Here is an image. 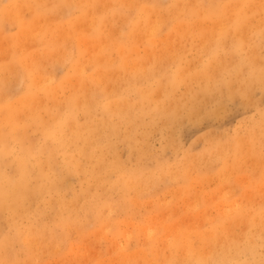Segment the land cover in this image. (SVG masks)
<instances>
[{"label": "bare ground", "instance_id": "obj_1", "mask_svg": "<svg viewBox=\"0 0 264 264\" xmlns=\"http://www.w3.org/2000/svg\"><path fill=\"white\" fill-rule=\"evenodd\" d=\"M194 38L200 57L189 61L184 42ZM1 41L0 217L15 231L16 219L28 214L25 204L44 195H53V227L85 230L112 227V214L160 189L187 193L214 165L220 181L248 166L264 171V110L244 132L210 137L206 149L185 153L180 163L128 168L114 148L119 141L136 149L141 162L151 156L137 147V136L156 121L169 126L222 92L247 103L253 90L264 92V0H0ZM65 63L69 72L57 78L55 68ZM12 82L21 88L9 98ZM28 128L40 143L29 141ZM67 178L78 180L79 192L64 195ZM262 200L217 207L207 228H177L165 242L151 227L139 229L146 248L132 264H261ZM30 230L29 237L0 233V262L13 242L33 253L56 239L45 226Z\"/></svg>", "mask_w": 264, "mask_h": 264}, {"label": "rangeland", "instance_id": "obj_2", "mask_svg": "<svg viewBox=\"0 0 264 264\" xmlns=\"http://www.w3.org/2000/svg\"><path fill=\"white\" fill-rule=\"evenodd\" d=\"M7 31L13 35L16 29L10 27ZM167 33L169 37H173L174 31L164 30L162 35ZM1 43L3 42L1 41L0 45ZM184 43L188 50L186 60L193 61L196 56L200 57L194 50L199 43L198 38ZM189 43L192 45L190 48ZM67 72H69L67 63L55 68L57 78L64 76ZM12 84L10 83L7 88L9 98L17 94L21 88L19 84L15 85L14 82ZM180 91L182 93L183 88ZM225 96L223 92L221 96H213L214 101L210 102L211 104L207 101L209 102L212 98L204 100L191 115L181 114L169 126L164 127L156 121L153 126L146 127L142 133L140 131L137 136V147L141 151L142 148L148 147L149 155L147 156L151 157H145L140 162L136 149L129 151L122 142L115 141L117 157L128 168H133L138 163L153 168L156 161L168 164L180 163L185 153L198 154L206 149L207 139L210 137L219 138L223 134L231 137L236 132H244L264 110V92L259 89L253 90L248 103L247 100L236 96L232 98ZM26 134L29 141L41 142L39 133L33 128H28ZM261 152V156H264V146ZM219 171L220 167L214 165L212 171L207 174V180L192 184L187 193L179 194V186L172 187L170 190L160 189L152 200L141 201L127 212L112 214V227L98 223L87 225L88 228L85 230H66L59 225L53 227L51 222L55 214L52 207L53 195L30 199L25 204L28 214L16 219L17 233L29 237L30 233H33L30 229L35 230L38 226H45L54 233L56 239L51 244L42 242L33 253L29 252L20 241L13 242L12 254L6 256L7 259H4L3 264H132L133 260L138 258L136 257L138 250L146 248L145 233L139 229L151 227L153 237L165 242L174 229L184 230L196 226L207 228L208 218H215L218 208L226 209L232 202L254 206L263 202V170L261 173L253 172L252 167L248 166L247 170L233 174L226 181H220L217 178ZM64 183L71 187V190L64 195H69L71 191L79 192L80 186L76 178H67ZM111 196L114 201L119 197L117 193H112ZM222 205L224 206L221 207ZM225 205H227L226 208ZM79 224L82 227L85 224L84 220ZM16 231L0 217V233L14 237ZM63 233H67L66 241L59 244L57 238L64 236ZM160 233L162 235H159ZM135 242H138V246ZM158 246L164 247L163 243Z\"/></svg>", "mask_w": 264, "mask_h": 264}, {"label": "snow or ice", "instance_id": "obj_3", "mask_svg": "<svg viewBox=\"0 0 264 264\" xmlns=\"http://www.w3.org/2000/svg\"><path fill=\"white\" fill-rule=\"evenodd\" d=\"M3 264V262H0ZM224 264H250V262H224ZM261 264H264V260L261 261Z\"/></svg>", "mask_w": 264, "mask_h": 264}]
</instances>
